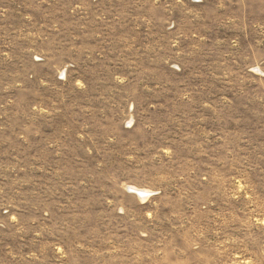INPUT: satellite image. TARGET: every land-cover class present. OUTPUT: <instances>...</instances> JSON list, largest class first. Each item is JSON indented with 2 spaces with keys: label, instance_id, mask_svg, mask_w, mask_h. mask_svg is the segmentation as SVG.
Instances as JSON below:
<instances>
[{
  "label": "rangeland",
  "instance_id": "1",
  "mask_svg": "<svg viewBox=\"0 0 264 264\" xmlns=\"http://www.w3.org/2000/svg\"><path fill=\"white\" fill-rule=\"evenodd\" d=\"M0 264H264V0H0Z\"/></svg>",
  "mask_w": 264,
  "mask_h": 264
},
{
  "label": "bare ground",
  "instance_id": "2",
  "mask_svg": "<svg viewBox=\"0 0 264 264\" xmlns=\"http://www.w3.org/2000/svg\"><path fill=\"white\" fill-rule=\"evenodd\" d=\"M131 190H132V192H134L136 195H138L140 197L147 195V193L146 192H143V191H138L136 189H131Z\"/></svg>",
  "mask_w": 264,
  "mask_h": 264
}]
</instances>
